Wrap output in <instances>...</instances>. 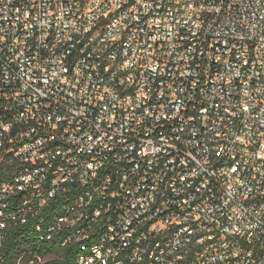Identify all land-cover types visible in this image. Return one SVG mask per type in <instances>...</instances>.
<instances>
[{
  "label": "built area",
  "instance_id": "1",
  "mask_svg": "<svg viewBox=\"0 0 264 264\" xmlns=\"http://www.w3.org/2000/svg\"><path fill=\"white\" fill-rule=\"evenodd\" d=\"M1 172L77 264H264V0H0Z\"/></svg>",
  "mask_w": 264,
  "mask_h": 264
},
{
  "label": "trees",
  "instance_id": "2",
  "mask_svg": "<svg viewBox=\"0 0 264 264\" xmlns=\"http://www.w3.org/2000/svg\"><path fill=\"white\" fill-rule=\"evenodd\" d=\"M5 176L0 173V182ZM50 208L40 211L36 218L29 219L25 224L12 225L5 230L0 229V264H22L23 262H40L42 264H77L79 247L70 244L61 246V240L42 239L52 217ZM44 220L41 232H37V224ZM54 255L51 260L48 258Z\"/></svg>",
  "mask_w": 264,
  "mask_h": 264
},
{
  "label": "rangeland",
  "instance_id": "3",
  "mask_svg": "<svg viewBox=\"0 0 264 264\" xmlns=\"http://www.w3.org/2000/svg\"><path fill=\"white\" fill-rule=\"evenodd\" d=\"M55 256L54 255H51L48 259L49 260H51V259H53ZM43 262L42 261H40V262H38V263H36V262H23L22 264H42Z\"/></svg>",
  "mask_w": 264,
  "mask_h": 264
}]
</instances>
